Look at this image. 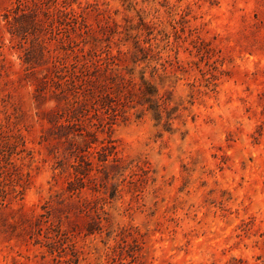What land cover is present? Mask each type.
<instances>
[{
	"label": "rangeland",
	"instance_id": "1",
	"mask_svg": "<svg viewBox=\"0 0 264 264\" xmlns=\"http://www.w3.org/2000/svg\"><path fill=\"white\" fill-rule=\"evenodd\" d=\"M0 264H264V0H0Z\"/></svg>",
	"mask_w": 264,
	"mask_h": 264
}]
</instances>
